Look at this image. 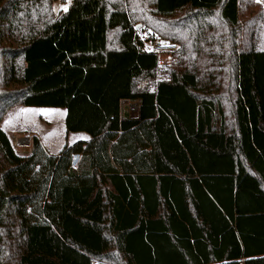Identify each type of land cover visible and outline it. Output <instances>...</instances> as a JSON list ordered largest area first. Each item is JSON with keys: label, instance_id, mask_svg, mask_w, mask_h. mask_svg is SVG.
I'll return each mask as SVG.
<instances>
[{"label": "trees", "instance_id": "1", "mask_svg": "<svg viewBox=\"0 0 264 264\" xmlns=\"http://www.w3.org/2000/svg\"><path fill=\"white\" fill-rule=\"evenodd\" d=\"M64 1L0 0V123L90 138L19 156L0 128V264H264V0ZM141 29L178 45L167 82Z\"/></svg>", "mask_w": 264, "mask_h": 264}, {"label": "rangeland", "instance_id": "2", "mask_svg": "<svg viewBox=\"0 0 264 264\" xmlns=\"http://www.w3.org/2000/svg\"><path fill=\"white\" fill-rule=\"evenodd\" d=\"M70 3L71 0L55 2L53 3V9L55 12H66L70 6ZM65 8L67 10H65ZM241 19L245 26L246 21L248 20V15L245 13V9L242 12ZM223 27L224 26L218 27V31L222 35H226L227 32H225V30L223 31ZM136 28L138 29L139 26ZM141 31L143 30L141 29L139 33ZM159 39L163 40L161 38ZM229 42H227L224 46L227 52L229 50L228 46L231 44ZM225 55L227 56V54ZM226 56L224 58V66L226 70L223 72L225 88L231 85L229 82V75L232 69L230 67V61ZM174 65L175 64H171V67ZM222 92V101L226 106L231 100V95L230 93H225V91L223 93ZM135 106L136 103H125L122 105L123 110H125L130 117L135 116ZM64 117V109L18 106L7 112L6 116L0 123V128L6 133L7 137L10 139L15 153L19 156L28 155L32 137H37L47 152H49L51 155H55L65 143L70 145L87 138L85 133H66ZM47 146L54 147L47 149Z\"/></svg>", "mask_w": 264, "mask_h": 264}, {"label": "built area", "instance_id": "3", "mask_svg": "<svg viewBox=\"0 0 264 264\" xmlns=\"http://www.w3.org/2000/svg\"><path fill=\"white\" fill-rule=\"evenodd\" d=\"M140 33L138 36L142 41L141 52L152 54L157 60L154 70V83L167 82L170 79L171 64L179 63L178 45L165 40L153 39L147 34ZM134 110H137V105L134 107ZM79 159L80 156L78 155L72 157V168L77 167Z\"/></svg>", "mask_w": 264, "mask_h": 264}, {"label": "crops", "instance_id": "4", "mask_svg": "<svg viewBox=\"0 0 264 264\" xmlns=\"http://www.w3.org/2000/svg\"><path fill=\"white\" fill-rule=\"evenodd\" d=\"M64 118H65V117H64ZM29 131H30V130H29ZM25 132H26V131H25ZM89 139H90L89 136H87L86 139H82V140H80V141H89ZM72 144H73V143H72ZM72 144H70V145H72ZM63 146H64V145H63ZM63 146H62V147H63ZM47 147H48L47 149H49V148H53L54 146H53V147H52V146H47ZM62 147L60 148V150L62 149ZM60 150H59V151H60ZM59 151H58V153H59ZM58 153H57V154H58ZM28 154H29V150H28ZM57 154H55V155H57Z\"/></svg>", "mask_w": 264, "mask_h": 264}, {"label": "snow or ice", "instance_id": "5", "mask_svg": "<svg viewBox=\"0 0 264 264\" xmlns=\"http://www.w3.org/2000/svg\"><path fill=\"white\" fill-rule=\"evenodd\" d=\"M255 2L260 3V2H262V0H255ZM65 10H67V9L65 8Z\"/></svg>", "mask_w": 264, "mask_h": 264}]
</instances>
